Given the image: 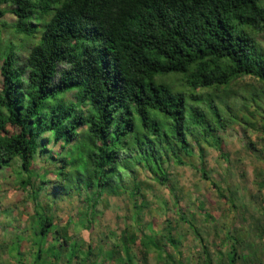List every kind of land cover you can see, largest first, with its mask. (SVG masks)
<instances>
[{
	"label": "trees",
	"instance_id": "16d2710c",
	"mask_svg": "<svg viewBox=\"0 0 264 264\" xmlns=\"http://www.w3.org/2000/svg\"><path fill=\"white\" fill-rule=\"evenodd\" d=\"M2 5L10 6L14 20L4 22L0 8V40L10 30L17 42L0 60V131L13 130L0 135V169L17 164V183L32 202L34 264L55 263L64 248L69 264L82 249L38 202L49 184L55 196L83 193L91 208L104 194L126 195L136 227L119 235V262L146 264L148 252L159 246L141 227L144 204L132 200L148 186L141 176L167 188L164 164L190 167L223 197L203 159L207 149L223 157L218 132L229 126L258 138L259 147L253 140L246 147L259 164L256 186L264 200V47L258 40L264 0H0ZM56 145L59 152L49 147ZM37 156L47 166L41 173L34 170ZM178 218L211 264L186 214L179 211ZM165 231L176 254H166L172 262L166 264H179V240L172 227ZM49 236L58 244L46 245ZM137 240L140 258L130 252ZM236 244L234 238L228 264L236 262ZM84 252L98 257L102 250L86 246ZM16 264L24 262L18 257Z\"/></svg>",
	"mask_w": 264,
	"mask_h": 264
},
{
	"label": "rangeland",
	"instance_id": "374dc122",
	"mask_svg": "<svg viewBox=\"0 0 264 264\" xmlns=\"http://www.w3.org/2000/svg\"><path fill=\"white\" fill-rule=\"evenodd\" d=\"M0 8L6 12L2 20L12 23L14 19L9 12L10 6L2 5ZM258 40L264 47V32L258 35ZM10 42L16 43L17 38L10 30L2 31L0 60ZM12 132L11 127L5 126L0 135L8 136ZM218 134L222 139L223 157H219L215 150L207 149L203 166L210 180L220 188L223 197L190 167L164 164L169 180L167 188L158 186L146 173L141 176L148 186L132 200L144 204L140 210L141 227L159 246V250L148 252L146 264L171 262L170 258L165 257L166 254L176 258L165 239L167 226L173 228V236L179 240L178 247L182 254L179 264H206L199 241L188 224L179 220V211L186 214L187 220L200 234L208 249L211 264H228L227 254L234 238L238 239L235 264H264V200L260 195L263 191H259L256 186L259 164L246 147L248 140H253L259 147L258 138L252 133L245 136L237 125L229 126ZM49 147L56 152L60 150L58 145ZM35 159L34 170L41 173L47 166L40 157ZM17 171L15 163L0 169V264H16L18 257L24 264H34V236L29 225L33 205L17 183ZM47 178H53V175L48 174ZM52 190V184L43 186L38 202L44 212L53 217L57 226H67L71 239L82 245L78 255L69 264H92L95 260L97 264H120L123 249L118 240L119 235L126 226L132 230L136 227L133 225L129 198L126 195L104 194L91 208L83 193L81 196L63 193L55 196ZM228 198L232 200V205ZM18 238L21 241L16 244ZM55 243L58 244L52 236L46 240V245ZM86 246H90L93 251L100 247V256L95 257V252L86 256ZM140 250L138 240L130 246V252L136 254L137 258H140ZM68 253L64 248L60 259L53 264H67ZM43 256L49 258L47 253ZM81 258L88 260L79 262ZM45 261L39 260L35 264H47Z\"/></svg>",
	"mask_w": 264,
	"mask_h": 264
}]
</instances>
